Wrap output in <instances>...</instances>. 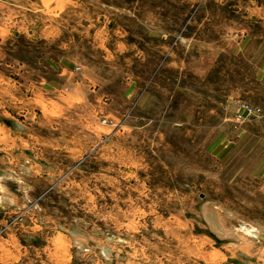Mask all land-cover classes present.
I'll use <instances>...</instances> for the list:
<instances>
[{
    "label": "rangeland",
    "instance_id": "obj_1",
    "mask_svg": "<svg viewBox=\"0 0 264 264\" xmlns=\"http://www.w3.org/2000/svg\"><path fill=\"white\" fill-rule=\"evenodd\" d=\"M0 194V264H264V0H0Z\"/></svg>",
    "mask_w": 264,
    "mask_h": 264
},
{
    "label": "crops",
    "instance_id": "obj_2",
    "mask_svg": "<svg viewBox=\"0 0 264 264\" xmlns=\"http://www.w3.org/2000/svg\"><path fill=\"white\" fill-rule=\"evenodd\" d=\"M0 197H4V201H6V196L5 195H3V194H0ZM1 200V199H0ZM60 229V231L64 234V235H68L69 236V238H71V240H74V241H78V239L82 236V234L80 233V231L78 230V229H76V228H70V229H68V230H66V229H64V228H62V227H60L59 228ZM71 232V233H70ZM27 239H28V241L29 242H35L36 241V239H35V237H34V235H28L27 236ZM217 239H219V238H217ZM77 244H79V248L81 249L82 247H84V244H82L81 242H77ZM85 248V247H84ZM99 253L101 254V255H105V256H107V255H110V254H112V251H113V249H112V247H105V246H103L102 244H100V246H99ZM237 260V259H236ZM238 263H240V261L238 260L237 261Z\"/></svg>",
    "mask_w": 264,
    "mask_h": 264
},
{
    "label": "bare ground",
    "instance_id": "obj_3",
    "mask_svg": "<svg viewBox=\"0 0 264 264\" xmlns=\"http://www.w3.org/2000/svg\"><path fill=\"white\" fill-rule=\"evenodd\" d=\"M206 218L207 222L210 225L211 229L219 235V237L223 238L224 237H236L237 235L233 236V233L230 231H227L225 228L219 225L218 221L216 220L217 216L215 217L214 211L208 207H206ZM204 214V212H203ZM218 219V218H217ZM252 234L254 236H261L264 237V234H259L257 233L256 229H251ZM71 233V232H70ZM236 233V232H235ZM241 238V237H240ZM107 248V247H106Z\"/></svg>",
    "mask_w": 264,
    "mask_h": 264
},
{
    "label": "water",
    "instance_id": "obj_4",
    "mask_svg": "<svg viewBox=\"0 0 264 264\" xmlns=\"http://www.w3.org/2000/svg\"><path fill=\"white\" fill-rule=\"evenodd\" d=\"M15 125L18 127V128H21V126L18 124V123H15ZM234 261H237L236 259Z\"/></svg>",
    "mask_w": 264,
    "mask_h": 264
}]
</instances>
